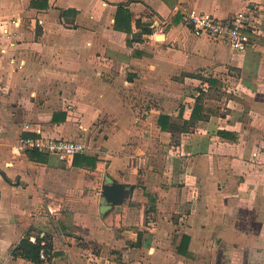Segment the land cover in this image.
Listing matches in <instances>:
<instances>
[{"label":"crops","instance_id":"crops-1","mask_svg":"<svg viewBox=\"0 0 264 264\" xmlns=\"http://www.w3.org/2000/svg\"><path fill=\"white\" fill-rule=\"evenodd\" d=\"M246 5L0 0V264H264V18L244 52L186 20ZM41 135L90 149H19Z\"/></svg>","mask_w":264,"mask_h":264},{"label":"built area","instance_id":"built-area-1","mask_svg":"<svg viewBox=\"0 0 264 264\" xmlns=\"http://www.w3.org/2000/svg\"><path fill=\"white\" fill-rule=\"evenodd\" d=\"M264 7L246 5L233 15L221 18L210 13L191 10L186 13V20L197 31L207 34L217 40L227 42L235 52H244L254 46L256 39L261 35L264 18ZM1 35L11 39V32L0 21ZM23 151H39L51 153L61 160H67L77 154L86 153L90 149L87 140L82 137L66 138L41 135L36 138H22L18 142ZM41 257H46L45 248L41 249Z\"/></svg>","mask_w":264,"mask_h":264},{"label":"water","instance_id":"water-1","mask_svg":"<svg viewBox=\"0 0 264 264\" xmlns=\"http://www.w3.org/2000/svg\"><path fill=\"white\" fill-rule=\"evenodd\" d=\"M128 190L125 183L105 180L101 188V199L108 206L120 205Z\"/></svg>","mask_w":264,"mask_h":264},{"label":"trees","instance_id":"trees-1","mask_svg":"<svg viewBox=\"0 0 264 264\" xmlns=\"http://www.w3.org/2000/svg\"><path fill=\"white\" fill-rule=\"evenodd\" d=\"M45 5H46V3H45ZM77 156L78 155H76L75 158ZM40 250H41V246L39 244H33L28 240H22L19 247H17L16 251H19L22 256H24L30 260L38 261L39 255H40Z\"/></svg>","mask_w":264,"mask_h":264}]
</instances>
